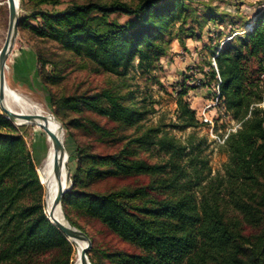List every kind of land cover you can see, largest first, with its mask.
Here are the masks:
<instances>
[{"label":"trees","instance_id":"1","mask_svg":"<svg viewBox=\"0 0 264 264\" xmlns=\"http://www.w3.org/2000/svg\"><path fill=\"white\" fill-rule=\"evenodd\" d=\"M29 1L37 6L58 3ZM192 4L193 0L75 3L63 12L33 14L43 25L33 29L76 57L88 56L100 70L121 76L137 58L140 67L146 63L148 69L166 56L172 43L166 35L175 25H203L196 8L188 22ZM174 40L185 44L180 36ZM214 55L218 70L212 67L204 84L210 86L219 75V102L240 124L225 139L228 160L214 175L207 161L187 152L177 136L146 126L143 112L123 85L112 82L101 91L62 96L55 102L46 80L52 76L45 77L38 67L53 106L106 119L104 124L78 119V128L115 151L76 148L71 157L78 160L77 167L62 207L75 227L83 230L71 211L100 221L134 247L132 252H103L113 264H264V10L245 33L232 35ZM186 94L181 91L178 102L183 127H196L199 122L184 100ZM57 118L65 127L59 114ZM112 180L125 184L101 190ZM43 193L33 148L0 111V264H61L63 256L44 259L71 244L49 220ZM97 251L92 241V264H102ZM65 259L69 264V257Z\"/></svg>","mask_w":264,"mask_h":264},{"label":"rangeland","instance_id":"2","mask_svg":"<svg viewBox=\"0 0 264 264\" xmlns=\"http://www.w3.org/2000/svg\"><path fill=\"white\" fill-rule=\"evenodd\" d=\"M53 1L58 3L37 6L36 2L26 0L23 4L19 0L20 25L15 46L7 62L6 80L9 86L21 94L27 102L39 104L46 114L51 115L58 122L57 114H59L65 124L61 135L69 155L70 175L77 167L78 160L71 157L75 154L76 148L87 149L94 153H112L115 149L102 144L76 126L80 118H83L86 123L96 120L101 124L106 122L105 118L91 112L61 111L58 105L51 104L49 92L39 79L38 67L44 72L45 77L52 76L46 80L55 102L62 96L101 91L109 87L112 82L123 85V91L131 94L136 108L143 112V123L146 126L159 127L177 136L182 144L187 146V152L194 151V155L200 160L207 161L213 175L223 171V166L228 160L224 141L230 132L237 130L240 124L219 102L220 88L217 84V79L220 80L219 75L210 86L204 82H208L212 67L215 71L218 70L215 51L230 40L232 35L245 33L257 14L264 10V0H193L187 20L188 22L191 20L192 11L196 8L199 22L203 25L191 22V24H183L182 29L181 24L175 25L170 29L171 33L166 35L167 40H172L166 56L148 69L146 63L141 68L140 60L137 58L130 70L121 76L100 70L96 62L88 56L76 57L55 39L41 37L33 29L41 30L43 26L41 18H34L33 14L63 12L75 3L114 0ZM121 1L135 3L138 0ZM211 16H214L212 17L214 19H210ZM119 19L122 22L127 20L125 17H119ZM8 28V3L6 0H0V50L6 41ZM178 36L185 40V46L178 40H174ZM29 51L36 55L33 63L28 61L27 52ZM23 60L28 61H26L27 65H24ZM183 90H187L184 100L196 113V119L199 122L196 127H183L178 104L181 98L180 92ZM14 108L16 111L19 110L18 107ZM0 111L3 113L1 108ZM13 124L15 133L23 137L27 146L34 150L37 174L44 188V208L47 212V190L42 182L40 170L48 154V135L42 128L35 125H20L16 122ZM209 169L205 171V175ZM124 184L121 180L108 181L102 184L101 190L117 189ZM70 215L92 239L93 246L99 251L96 253V259L102 264H113L104 257L103 252L134 251L131 244L113 234L100 221L86 220L74 211H71ZM69 242L71 244L69 248L61 252H49L44 259L54 260L56 257L62 259L63 256L61 264H65V258L68 256L69 264H72L76 248L71 241Z\"/></svg>","mask_w":264,"mask_h":264},{"label":"water","instance_id":"3","mask_svg":"<svg viewBox=\"0 0 264 264\" xmlns=\"http://www.w3.org/2000/svg\"><path fill=\"white\" fill-rule=\"evenodd\" d=\"M6 2L8 3V10H9V28L4 46L0 50V108L6 114V116L13 122H16L20 125H26V124H31L35 126L38 125L47 133V135H49V137L52 140L53 149L55 153V173L60 179V170L64 166L65 156L68 155L67 149L65 147L61 135V132L63 130L62 125L56 120L59 126V131H54L51 128V121H49V119L52 118L51 115L29 114V113L19 112L13 110L8 104V99L6 95V91H7L6 67H7V62L9 60V56L13 51L18 36L20 18H19V0H6ZM71 182L72 180H71L70 170L68 167L66 185H63L60 182L59 190L54 201L53 210L48 215V218L52 224L58 226L62 230V232L67 237L68 241L77 240L86 243L85 248L81 251V260L83 264H92L91 261L90 263L89 261L87 262V258L89 259L88 254L92 248L91 238L88 236L86 232L72 225L68 221L63 211L62 199L67 193V191L70 189ZM59 207L62 214L61 218L57 217L55 214L56 209Z\"/></svg>","mask_w":264,"mask_h":264},{"label":"bare ground","instance_id":"4","mask_svg":"<svg viewBox=\"0 0 264 264\" xmlns=\"http://www.w3.org/2000/svg\"><path fill=\"white\" fill-rule=\"evenodd\" d=\"M6 95L8 99V104L13 110H15L14 107H18L19 112H24V113H29V114L48 115L42 110L39 104L27 102L22 97L21 94H19L17 91H15L9 86L8 82H7ZM49 121H51V128L54 131H59V126L57 124L56 119L52 117L49 119ZM38 127L41 128L40 126ZM48 144H49L48 154L44 161L43 167L40 170V174H41L42 182L45 185L46 190H47L46 211H47V214L49 215L51 211L53 210V205H54V201H55L56 195L59 190L60 182L63 185H66L69 158H68V155L65 156L64 166L60 170V179H59V177L55 173V153L53 149V143L49 135H48ZM55 214L59 218L62 217L60 207L56 209ZM71 242L74 244L76 248V253H75L74 259L72 260V264H83L81 260V251L85 248L86 243L82 241H77V240L76 241L72 240ZM88 261L90 263V260L87 258V262Z\"/></svg>","mask_w":264,"mask_h":264},{"label":"crops","instance_id":"5","mask_svg":"<svg viewBox=\"0 0 264 264\" xmlns=\"http://www.w3.org/2000/svg\"><path fill=\"white\" fill-rule=\"evenodd\" d=\"M31 51V50H30ZM27 52L28 54H29V60L28 61H30V63H33L34 62V60H36V55H35V53L34 52ZM24 61V65H27V60H23ZM27 61V62H26Z\"/></svg>","mask_w":264,"mask_h":264}]
</instances>
